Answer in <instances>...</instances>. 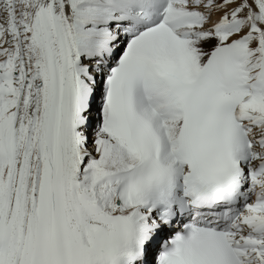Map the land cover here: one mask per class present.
<instances>
[{"label":"snow or ice","instance_id":"obj_1","mask_svg":"<svg viewBox=\"0 0 264 264\" xmlns=\"http://www.w3.org/2000/svg\"><path fill=\"white\" fill-rule=\"evenodd\" d=\"M0 264H264V0H0Z\"/></svg>","mask_w":264,"mask_h":264}]
</instances>
